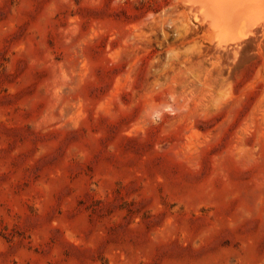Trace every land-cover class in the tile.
Instances as JSON below:
<instances>
[{
    "label": "rangeland",
    "instance_id": "374dc122",
    "mask_svg": "<svg viewBox=\"0 0 264 264\" xmlns=\"http://www.w3.org/2000/svg\"><path fill=\"white\" fill-rule=\"evenodd\" d=\"M181 1L0 0V264H264V25Z\"/></svg>",
    "mask_w": 264,
    "mask_h": 264
},
{
    "label": "bare ground",
    "instance_id": "6f19581e",
    "mask_svg": "<svg viewBox=\"0 0 264 264\" xmlns=\"http://www.w3.org/2000/svg\"><path fill=\"white\" fill-rule=\"evenodd\" d=\"M182 1L186 4L189 12L191 11L194 16L207 23L212 32V43L218 48L225 49L229 45L234 47L235 44L240 43L242 38H247L255 28L258 27L260 30V25L257 24L264 25V0ZM232 46L231 48H233Z\"/></svg>",
    "mask_w": 264,
    "mask_h": 264
}]
</instances>
